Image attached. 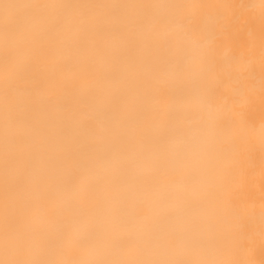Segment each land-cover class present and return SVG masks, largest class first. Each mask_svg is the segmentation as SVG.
I'll return each mask as SVG.
<instances>
[{
	"label": "bare ground",
	"instance_id": "1",
	"mask_svg": "<svg viewBox=\"0 0 264 264\" xmlns=\"http://www.w3.org/2000/svg\"><path fill=\"white\" fill-rule=\"evenodd\" d=\"M0 264H264V0H0Z\"/></svg>",
	"mask_w": 264,
	"mask_h": 264
}]
</instances>
